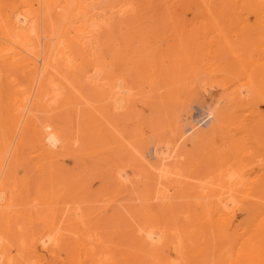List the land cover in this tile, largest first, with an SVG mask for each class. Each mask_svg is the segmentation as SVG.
<instances>
[{
    "label": "bare ground",
    "instance_id": "bare-ground-1",
    "mask_svg": "<svg viewBox=\"0 0 264 264\" xmlns=\"http://www.w3.org/2000/svg\"><path fill=\"white\" fill-rule=\"evenodd\" d=\"M178 1L165 0L164 3L172 8ZM195 2L202 5L198 12L209 22H213L210 29L216 33V38L215 42L210 38L209 45H215L218 39H222L223 45H217L231 55L234 53L235 59L231 61V65L226 64L228 69H223L224 76L228 75L232 81L227 102L233 114L230 115V121L241 123L248 118L250 122L253 117L260 115V137L250 140L252 135L250 137L244 134L239 138L230 136L225 147L220 144L207 146L208 150L202 157L201 165L209 161L210 170L206 173L215 177L210 175L212 178L209 180H202L208 179V175L201 177V181L194 186V193L189 192L193 194L190 197L193 198L195 207L192 212L188 210V214H185L189 217L190 224H186L188 228L184 231L177 230L175 226L174 230L169 231L162 224L156 223L155 218L134 230L132 224L133 234L129 237L133 240L130 239L133 242L132 249L123 256L116 257L117 255L103 254L92 245H87L84 241L85 224H78L79 221L84 222L81 211V220H73L76 225L74 223V228L67 229L65 237L55 232L60 229L51 220L38 230L23 232L25 235L22 233L23 237L20 238L18 246L19 256L11 254V244L1 242L0 264H264V111L257 112L258 101L264 105V0H194L189 3L195 5ZM119 3L120 0H0L1 225L7 224L10 229L11 222L20 217V210L16 209V205L21 190L8 179L16 162L22 161L27 155L30 162L32 159L39 164L38 167L45 163L41 167L44 170L52 167L54 162L57 164L56 161L65 155H74L71 145L76 140L70 141L62 133L45 128L39 122L37 114L42 108L52 111L73 102L75 87L73 88V81H62L63 70L70 75L81 73L96 93L110 100L114 111L118 108L128 109L136 99V94L130 91L131 87H122L124 91L118 92V76L116 80L112 79L102 65L97 64L98 52L106 43L100 36V31L113 27L118 19H122V15L132 9ZM216 11L218 14L220 12V16L225 11L229 13L232 18L229 29L233 31L235 42L237 39V46L232 39L229 40L230 36H226L228 30L214 21ZM242 47L245 48L243 57L240 51V54L236 52ZM89 64L92 68L90 74L88 71L86 73ZM211 66L212 63L209 64L210 69L203 72L208 73L207 75L215 74V69ZM241 72L251 78L245 84L236 81L235 75ZM186 101L185 99L182 102L185 104ZM244 108L249 110L252 117H248V113L247 116L242 112L240 114L239 111ZM89 111L92 116L96 115L95 110ZM215 111L216 109L206 111L204 117L207 120L214 117V121L200 130L197 129L205 121L192 124L182 131L179 129L180 121H177L173 143H158L155 154L159 164L154 165L151 170L155 176L158 175L157 184L161 183V177L169 173L170 166L165 161L177 156L179 144L187 140L190 132L196 131L195 135L194 132L192 134L196 142L204 143L208 138L212 139L220 131L219 128L225 127L224 124H228V109ZM94 124L98 131L97 138L108 132V129L105 131L107 127L104 129L106 125L102 116L97 115ZM47 163L52 164L47 167ZM117 166L114 169V179L118 183L126 182V179L129 181L127 169H117ZM127 166L131 165L128 163ZM52 169L53 167L51 171ZM46 173L49 174L48 171L45 172L48 177ZM175 188L173 191H177ZM155 197L157 198H152ZM26 200L29 204L30 200ZM60 250H64V256L60 255ZM46 252L51 254L50 258L46 256Z\"/></svg>",
    "mask_w": 264,
    "mask_h": 264
},
{
    "label": "rangeland",
    "instance_id": "rangeland-1",
    "mask_svg": "<svg viewBox=\"0 0 264 264\" xmlns=\"http://www.w3.org/2000/svg\"><path fill=\"white\" fill-rule=\"evenodd\" d=\"M164 1L120 0L119 5L132 9L122 15V19H118L113 27L100 31V36L106 43L98 52L96 63L102 65L112 79L116 80L118 76V92L124 91L122 87L132 88L130 91L136 94V99L128 109L112 110L110 100L96 93L81 73L70 75L65 70L62 71V81H73V102L52 111L42 108L37 114L39 122L45 128L62 133L70 141L76 140L73 143L75 145H71L74 155H65L59 162L56 161L57 164L51 163L53 171L51 166L41 169L45 163L38 167L39 164L37 165L35 160L34 162L31 159L30 162L25 155L26 157L16 162L13 170L9 171L12 176L8 177L9 182L16 183V187L22 191L17 199V203L21 205H16V209L20 210L19 219L16 220V217L11 225L9 224L10 229L7 224H0V243L11 244L9 248L12 255L19 256V240L24 233L31 229V232L38 230L48 220L54 221L60 229L55 232L65 237L67 229L76 225L73 220L82 218L84 222L78 220V224H85L83 230L86 232L84 237L87 241H84L87 245H92L103 254L117 255L116 257H121L132 249V238H129L132 237V231L142 226V223L144 226L154 221L153 218L169 231L174 230V226L177 230L184 231L190 224L189 217L185 214H188V210L192 212L195 207L194 200L190 197V194H193L189 192L194 193V186L201 181V177L209 176L208 179L202 180L212 178V174H207L210 162L206 161L202 163L204 166L201 165L202 157L208 150L207 146L220 144L225 147L230 136L239 138L244 134L250 137L252 135L250 140L256 136L260 137V115H254L257 118L253 117L251 123L248 118L241 123L230 121L233 114L227 102L232 81L228 75L224 76L223 69H228L227 65H231V61L235 59L234 53L231 55L229 51L222 49V39L217 42L221 46L209 45L211 39L215 42L216 33L210 29L213 22H209L198 12L201 3L195 2L197 4L194 5L189 3L194 0H185L186 3L179 0L175 7L168 5L169 9ZM226 11L221 13V16L220 12L218 14L216 11L214 21L228 30L226 36H230L229 40L232 39L234 43L235 36L229 29L232 18ZM241 49L243 47L238 48L236 52L240 51L242 54H239L243 57L245 48L243 51ZM210 63L211 68L215 69V74L209 76L203 71L210 69ZM87 71L89 74L92 72L91 64L86 67V73ZM235 78L239 84H245L251 79L248 74L242 72L235 75ZM73 84L71 83V86ZM185 99L187 101L184 104L182 101ZM258 104L257 112L264 111L263 103L258 101ZM89 109L95 110L96 115L92 116ZM211 109H228V124H224L225 127L219 128L220 131L204 143L196 142L192 135L193 132L195 135L196 131L190 132L187 140L179 144L177 156L165 161L170 166L169 173L161 177L163 182L159 179L161 183L157 184L158 175L155 176L151 170L154 165L159 164L155 154L158 143H173L177 121H180L181 131L197 122L205 121L197 130L213 122L214 117L208 120L204 117L206 111ZM239 112L246 116L248 113V117H252L245 108ZM97 115L104 119V129L107 127L105 131L108 129L100 138L96 136L98 131L94 124ZM214 139L215 141H212ZM24 160L27 163L23 162ZM128 163L133 166L128 167ZM115 166L117 169L126 168L130 180L118 183L114 179ZM47 171L48 177L52 174V182L51 178L45 175ZM171 187L177 191H173ZM154 196L157 198H152ZM26 199L30 200L29 204ZM64 224L68 226L65 227ZM3 226L6 227L3 229ZM8 231L12 235L8 234ZM12 236L16 238L13 239ZM60 253L61 256L65 255L64 250H60ZM46 256L50 258L51 254L46 252Z\"/></svg>",
    "mask_w": 264,
    "mask_h": 264
}]
</instances>
